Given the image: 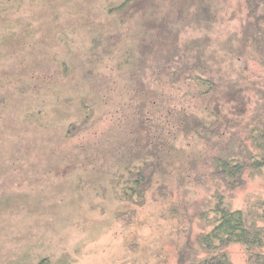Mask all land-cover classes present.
I'll list each match as a JSON object with an SVG mask.
<instances>
[{
	"label": "rangeland",
	"instance_id": "obj_1",
	"mask_svg": "<svg viewBox=\"0 0 264 264\" xmlns=\"http://www.w3.org/2000/svg\"><path fill=\"white\" fill-rule=\"evenodd\" d=\"M248 1L0 0V264H190L204 256L202 217L217 197L259 210L264 170L230 191L211 178L213 159L248 146L264 117V68L245 45ZM132 43L144 57L196 44L216 93L143 84L132 100L114 66ZM86 79L106 87L104 100L71 136L87 116ZM195 118L217 121L214 132L186 134ZM152 150L160 158L151 189L121 200L115 179ZM226 251L233 264H252L240 245Z\"/></svg>",
	"mask_w": 264,
	"mask_h": 264
},
{
	"label": "trees",
	"instance_id": "obj_2",
	"mask_svg": "<svg viewBox=\"0 0 264 264\" xmlns=\"http://www.w3.org/2000/svg\"><path fill=\"white\" fill-rule=\"evenodd\" d=\"M127 5L128 3H124L120 10L125 9ZM5 10L6 8L0 4V19ZM247 10L248 25L245 45L250 49L258 64L264 68V0H249ZM102 39V37L96 38V43ZM112 40L111 37L104 42L106 45H111ZM132 46L134 48L128 47L126 51H123L114 65L121 73L120 79L125 83L128 82L127 88L132 94V100L136 101V98L138 100L142 97L140 87L143 84L147 90H152L156 86L174 87L180 83H197L206 88L199 95L200 97L206 98L216 93V85L210 77L211 70L202 61L204 56L202 49L198 51L199 55H196L197 50H194L196 44L185 48L175 57L162 54L144 57L140 47L136 48L135 44ZM91 79L86 80H90L91 84ZM104 81L105 79L101 77L100 82ZM97 83L91 84L92 90L81 99L80 104L87 116L68 128L69 135L74 136L82 133L84 128L87 129L90 125L89 119L94 114V109L90 106L103 102L106 87L100 88L101 85L96 86ZM89 97H93V100ZM195 119L189 124H184L186 134L195 133L202 139L207 133L214 132L217 126V121L206 123L196 119V123ZM160 128L163 129L161 125ZM247 140L248 146L223 150L213 159L214 170L211 178L220 181L229 191L241 186L248 171L255 174L264 170V117L254 120ZM159 158V154L152 150L151 154L145 156L137 166L136 162L129 161L125 168L127 178L123 182L115 179V190L119 193L117 196L127 201L144 200L158 172ZM202 218L209 226V231L203 234L198 241V246L204 256L195 258L190 264H233L226 251L232 245L244 247L252 264H264V254L255 252L264 249V202L261 203L258 211L247 214L242 210L231 209L224 202V198L219 196L216 198L213 209Z\"/></svg>",
	"mask_w": 264,
	"mask_h": 264
}]
</instances>
